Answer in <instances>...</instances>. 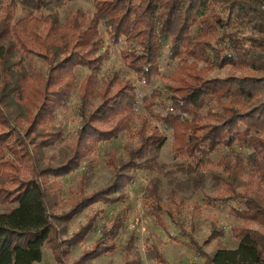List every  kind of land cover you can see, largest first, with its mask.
Segmentation results:
<instances>
[{
  "label": "trees",
  "instance_id": "trees-1",
  "mask_svg": "<svg viewBox=\"0 0 264 264\" xmlns=\"http://www.w3.org/2000/svg\"><path fill=\"white\" fill-rule=\"evenodd\" d=\"M71 1L0 0V172L10 171L0 173V203L15 204L0 212V264H37L42 260L44 246L60 262L59 256L64 252L57 244L54 221L61 223L63 231L64 224L85 208L124 200V189L136 172L143 170L160 172L168 178V197L173 204L164 207L159 179L151 177L142 196L149 215L164 229L165 214L179 236L186 238L187 244L203 258V264H264V235L254 231L237 232L238 247L219 250L214 256L197 245L178 218L175 194L179 183L159 162L166 135L149 125L147 118L159 101L163 112L154 117L171 129L172 157L192 161L185 169L183 164L177 169L186 172V182L193 190L203 186L199 170L211 163L206 157L220 147L231 150L232 159L228 154L222 155L216 163L222 171L213 174V181L220 193L210 199L219 204L240 200L242 208L231 209L235 217L264 227V202L256 195L237 191L244 167H248L250 178L264 183V0H92V13L75 10L61 23L58 9ZM18 7L25 13L20 19L15 18ZM100 25L111 45L124 41L126 47L120 51V58L142 85L150 84L159 74V58L166 44L169 60L181 62L175 74L181 70L196 71L197 63L208 68L247 69V73L207 79L193 73L187 81L180 79L181 84L176 87H166L164 94L154 89L149 97L144 96L142 103L147 114L140 116L135 114V85L112 77L97 91L98 102L87 110L107 53H101ZM17 52L34 53L41 58L44 74L25 72L15 58ZM78 67L88 73L78 85L80 124L75 141L57 158H46L44 149L62 138L61 128L49 123L73 90ZM30 99H34L33 103H29ZM212 101L217 113L208 108ZM31 107L35 109L32 115ZM135 118L140 124L132 131ZM22 123L27 124L24 129ZM131 132L137 144L126 149L125 158L106 154L105 164L112 170L108 182L91 194L81 193L61 217H51L49 211L56 206V180L75 171L82 162L92 169L90 156L99 144ZM234 147L249 153L244 158ZM6 154L10 159H6ZM21 167L28 169L30 177L20 181ZM6 183H15V189L3 188ZM94 223L90 220L82 225L68 245L82 241ZM122 226L119 217L113 218L109 231H102L75 264H85L114 251V240ZM211 230L209 238L218 237L214 226ZM131 243L132 237L124 247L120 264H140L137 253H132L131 258L126 252ZM145 258L166 264L154 246L146 250Z\"/></svg>",
  "mask_w": 264,
  "mask_h": 264
},
{
  "label": "rangeland",
  "instance_id": "rangeland-1",
  "mask_svg": "<svg viewBox=\"0 0 264 264\" xmlns=\"http://www.w3.org/2000/svg\"><path fill=\"white\" fill-rule=\"evenodd\" d=\"M220 9V5L218 7ZM80 10L90 14L93 12L92 0H72L58 9L59 21L63 23L66 15L69 12ZM25 13L18 7L15 18L20 19ZM224 16V15H223ZM99 31L103 38V47L101 53L106 51V57L100 66L97 75V85L93 96L90 97L87 105V110L98 102L97 91L112 77L117 80H129L136 87L138 105L135 108L136 116L146 115L142 99L144 96L149 97L154 89L160 90L161 93H166V87H176L181 84V80H189V76L193 73L199 74L202 78H224L227 76H240L247 73V69L241 70L226 66L218 69L212 66L206 67L203 63L196 64V71L185 70L175 74L179 69L181 62L179 60H169L168 44L164 45L161 56L159 58V74L154 76L151 83L142 85L135 79L134 74L124 66L120 51L126 47L124 41L113 46L109 43L102 25L99 26ZM193 32H196L194 30ZM247 33L248 31H244ZM17 61H20L22 67L27 73L44 74L45 67L41 58L34 53L17 52L15 55ZM188 63L191 61L188 60ZM88 73L83 67H78L74 71L75 86L71 91L66 103L54 114L53 120L49 123L52 127H60L62 130V138L54 145L44 149L46 158H57L63 150H66L69 145L75 141V131L80 124L79 116V98L78 85L81 79ZM164 96L162 97V99ZM34 99H30L29 103H33ZM35 103V102H34ZM164 103V102H163ZM165 105H168L165 102ZM208 108L213 113H217L218 108L214 101L210 102ZM207 108L202 110L205 114ZM35 112L34 107H31V115ZM163 112L162 105L156 101L152 106V113L147 114L148 123L151 126H156L166 135V141L160 151V164L165 165L166 171H171V178L179 184L176 187L175 200L178 203V218L184 223L185 229L191 232L192 238L195 240L202 250L210 256L219 250H234L238 247L239 238L235 234L242 230H250L264 235V227L259 226L255 222L238 219L231 212V209H241L242 202L240 200H231L224 204H219L210 198L217 197L220 189L213 181L214 173H221V167H217L216 163L222 155H229L231 150L220 147L216 152L206 157L211 163L205 168H200L203 174V186L199 190H193L186 182L187 174L183 170H178L177 166L183 164L185 169L188 164H192L190 159L173 158L170 151L172 133L171 129L162 125L154 117L156 114ZM24 129L27 124L22 123ZM140 124V120L135 118L131 129L135 131ZM137 144V139L132 138L131 133H122L116 139L101 143L98 145L94 154L90 156L93 159V168L87 169L85 163L70 174L58 178L56 180L55 200L56 206L50 209L51 217L59 218L70 211L73 203L78 200L79 195L91 194L102 188L109 180L112 170L105 164L106 154H112L116 159H123L126 156V149L134 147ZM65 148V149H64ZM245 158L249 151L238 149ZM10 156L6 154V159ZM199 169V168H198ZM9 170H1L0 173L8 172ZM10 172V171H9ZM248 167H244V171L240 174L241 185L237 189L238 192L248 195H256L264 202V183L257 178L248 176ZM19 180L28 179L29 172L25 167L20 168ZM151 177L159 179V194L162 198L164 207H173L168 197L167 177L160 172L137 171L133 181L124 189L125 199L115 203H95L92 206L85 208L79 214L75 215L68 223L64 224L65 229L61 230V223L52 221L58 233V241L62 255L60 262H57L55 255L51 252L48 246H44L42 252V260L37 264H75L79 256L94 245V242L101 237L102 231H109L112 225V220L119 217L122 220V228L114 240L115 250L103 254L97 258L88 261L85 264H120L122 257L125 254V245L128 239L132 237L129 256L132 258V253H137L140 257V264H159L145 258V252L150 247L154 246L165 259L166 264H203V258L198 256L197 252L187 244L186 238L179 236L177 229L170 223L165 214L162 215L165 230L160 228L153 217L149 215L148 209L143 205L142 196L144 187ZM81 183V184H80ZM15 183H6L3 188L7 190L15 189ZM15 204L0 203V212H6L13 208ZM94 220L93 229L79 243L70 247L68 241L79 230V228L88 221ZM219 231L218 237L209 238L211 228ZM174 238L178 239L175 240ZM61 243V244H60Z\"/></svg>",
  "mask_w": 264,
  "mask_h": 264
}]
</instances>
